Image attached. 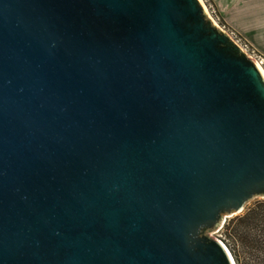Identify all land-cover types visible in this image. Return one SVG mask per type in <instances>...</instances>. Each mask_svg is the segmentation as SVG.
<instances>
[{
	"label": "water",
	"instance_id": "water-1",
	"mask_svg": "<svg viewBox=\"0 0 264 264\" xmlns=\"http://www.w3.org/2000/svg\"><path fill=\"white\" fill-rule=\"evenodd\" d=\"M257 197L264 78L199 0H0V264H233Z\"/></svg>",
	"mask_w": 264,
	"mask_h": 264
},
{
	"label": "crops",
	"instance_id": "crops-1",
	"mask_svg": "<svg viewBox=\"0 0 264 264\" xmlns=\"http://www.w3.org/2000/svg\"><path fill=\"white\" fill-rule=\"evenodd\" d=\"M220 20L264 57V0H211Z\"/></svg>",
	"mask_w": 264,
	"mask_h": 264
},
{
	"label": "trees",
	"instance_id": "trees-1",
	"mask_svg": "<svg viewBox=\"0 0 264 264\" xmlns=\"http://www.w3.org/2000/svg\"><path fill=\"white\" fill-rule=\"evenodd\" d=\"M225 232V236L229 239L233 238L243 248L242 253H239L238 249L236 250L228 241L227 247L235 264H248L245 255L250 257L253 264H263L260 261L264 260V203L249 210L243 217L231 221Z\"/></svg>",
	"mask_w": 264,
	"mask_h": 264
},
{
	"label": "rangeland",
	"instance_id": "rangeland-1",
	"mask_svg": "<svg viewBox=\"0 0 264 264\" xmlns=\"http://www.w3.org/2000/svg\"><path fill=\"white\" fill-rule=\"evenodd\" d=\"M214 9H215V7H214ZM215 11H216V9H215ZM216 13H217V11H216ZM217 15H218V13H217ZM221 23H222V21H221ZM226 28L228 30H230L228 27H226ZM230 31L234 33V35L236 36V38L240 41V44H246L248 46V48L250 49V51H252V52L256 53L257 55H259L246 41H244L241 37H239L234 31H232V30H230ZM259 56H261V55H259ZM263 203H264V197L254 198L252 201L248 202L245 205V207H244V209H243V211L241 213H239V214H233L231 216H225L224 217V220L222 222L221 228L219 229V231L218 232L211 233L209 236L212 237V238H214V239H216V240H218L219 242H221L227 249H228V247H227L228 244L227 243L229 241L230 244H233L234 245V247H235L236 250L238 249L239 253H242L243 248H242L241 244L239 242H237L236 240H234L233 238L232 239H229L227 236H225V234H226L225 229H226L227 225L231 221H233V220H235V219H237L239 217H243L249 210H252V209L256 208L259 204H263ZM240 232L243 233V230L240 229ZM228 251H229V249H228ZM245 257H246V260H245L246 263L253 264L252 263V260L250 259V257H248V255H245ZM260 262H262L264 264V260L261 259Z\"/></svg>",
	"mask_w": 264,
	"mask_h": 264
},
{
	"label": "built area",
	"instance_id": "built-area-1",
	"mask_svg": "<svg viewBox=\"0 0 264 264\" xmlns=\"http://www.w3.org/2000/svg\"><path fill=\"white\" fill-rule=\"evenodd\" d=\"M199 2L202 5L204 12L207 15V17L210 19V21H212L216 27L227 33L236 42V44L243 50V52L255 63V65L264 72V58L250 51V49L246 44H240V41L236 38L234 33L228 30L221 23V20L217 15L211 0H199Z\"/></svg>",
	"mask_w": 264,
	"mask_h": 264
},
{
	"label": "bare ground",
	"instance_id": "bare-ground-1",
	"mask_svg": "<svg viewBox=\"0 0 264 264\" xmlns=\"http://www.w3.org/2000/svg\"><path fill=\"white\" fill-rule=\"evenodd\" d=\"M258 69H259V71H260V73L262 74V76H263V78H264V72L258 67ZM223 245V244H222ZM224 246V245H223ZM225 247V246H224ZM226 248V247H225ZM230 258H232L231 256H230ZM232 263L234 264V261L232 260Z\"/></svg>",
	"mask_w": 264,
	"mask_h": 264
}]
</instances>
